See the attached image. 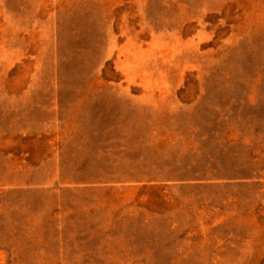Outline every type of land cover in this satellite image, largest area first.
I'll use <instances>...</instances> for the list:
<instances>
[{
  "label": "rangeland",
  "instance_id": "obj_1",
  "mask_svg": "<svg viewBox=\"0 0 264 264\" xmlns=\"http://www.w3.org/2000/svg\"><path fill=\"white\" fill-rule=\"evenodd\" d=\"M0 264H264V0H0Z\"/></svg>",
  "mask_w": 264,
  "mask_h": 264
}]
</instances>
